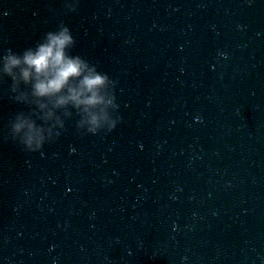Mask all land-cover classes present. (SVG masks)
<instances>
[{
	"label": "water",
	"instance_id": "water-1",
	"mask_svg": "<svg viewBox=\"0 0 264 264\" xmlns=\"http://www.w3.org/2000/svg\"><path fill=\"white\" fill-rule=\"evenodd\" d=\"M60 23L121 120L26 152L0 80V264H264V0H0V49Z\"/></svg>",
	"mask_w": 264,
	"mask_h": 264
},
{
	"label": "clouds",
	"instance_id": "clouds-1",
	"mask_svg": "<svg viewBox=\"0 0 264 264\" xmlns=\"http://www.w3.org/2000/svg\"><path fill=\"white\" fill-rule=\"evenodd\" d=\"M65 7L75 11L78 0H65ZM76 44L72 29L60 23L20 51L0 49V80L11 79L17 102L34 105L11 123L13 139L26 152L44 155L45 145L65 127L60 111L71 116L69 107L79 114L76 127L86 135L111 133L120 123L121 117L113 115L119 109L117 97L109 91L113 79L75 53ZM21 85L27 90L21 91Z\"/></svg>",
	"mask_w": 264,
	"mask_h": 264
}]
</instances>
